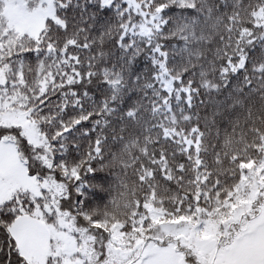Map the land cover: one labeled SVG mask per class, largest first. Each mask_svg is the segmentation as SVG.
<instances>
[{
    "label": "snow or ice",
    "instance_id": "snow-or-ice-1",
    "mask_svg": "<svg viewBox=\"0 0 264 264\" xmlns=\"http://www.w3.org/2000/svg\"><path fill=\"white\" fill-rule=\"evenodd\" d=\"M0 264H264V0H0Z\"/></svg>",
    "mask_w": 264,
    "mask_h": 264
}]
</instances>
